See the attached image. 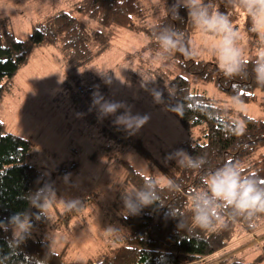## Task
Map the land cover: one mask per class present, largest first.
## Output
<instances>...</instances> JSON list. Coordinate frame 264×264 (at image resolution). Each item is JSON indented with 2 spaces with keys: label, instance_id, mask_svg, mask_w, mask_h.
Listing matches in <instances>:
<instances>
[{
  "label": "trees",
  "instance_id": "trees-1",
  "mask_svg": "<svg viewBox=\"0 0 264 264\" xmlns=\"http://www.w3.org/2000/svg\"><path fill=\"white\" fill-rule=\"evenodd\" d=\"M186 5L178 0H79L74 8L108 28L122 27L145 34L151 52L188 74L215 83L232 97L258 102L264 109V86L257 83L254 70L257 55L244 59L250 62L242 64L233 76L226 75L218 62L200 59L191 42L199 28ZM203 5L210 14L219 11L227 15L234 28L243 17L241 27L246 34L254 42L264 44L251 30V18L244 14L239 0H204ZM164 35H171L178 47L164 50ZM92 41L97 43L95 48ZM45 45L57 47L67 64L80 69L106 50L109 39L101 30L90 28L65 10L46 14L33 24L27 39H20L10 17L0 14V104L34 50ZM102 75L88 83L79 82L85 85L88 98L109 94L112 74ZM81 77L78 74L77 78ZM130 79L148 86L163 83L167 89L166 108L187 132L199 134L195 140L181 144V160L165 156L160 168L167 177L166 183L117 155L110 156L125 168L123 178L112 183L115 195L108 205L121 226L114 236L119 246L85 264H194L263 228L264 213H240L223 201L213 202L207 229L197 225L195 216L196 198L211 197L207 180L226 164L238 166L242 178L252 179L264 188V121L208 96L184 75L157 67L142 55ZM122 131L129 135L125 129ZM133 146L151 157L141 140ZM185 154L197 161V166H189ZM34 155L32 137L8 131L0 116V264H76L67 262L66 250L55 251L49 238L38 232L48 220L46 205L53 198V184L51 177L32 162ZM141 194L149 195L151 202L145 205ZM99 202L96 193L90 194L76 207L59 213L53 227L68 224L78 207H99ZM20 224L24 230L16 233L14 226ZM263 258L264 254L253 260L226 257L214 264H260Z\"/></svg>",
  "mask_w": 264,
  "mask_h": 264
},
{
  "label": "rangeland",
  "instance_id": "rangeland-1",
  "mask_svg": "<svg viewBox=\"0 0 264 264\" xmlns=\"http://www.w3.org/2000/svg\"><path fill=\"white\" fill-rule=\"evenodd\" d=\"M78 1L0 0V14L10 17L20 39L28 38L35 22L58 10L68 11L90 28L101 30L109 39L106 50L80 69H73L67 64L57 47H37L29 63L16 74L11 91L5 93L0 104V116L8 131L32 137L35 143L32 162L52 179L53 198L46 205L48 220L38 232H43L49 238L55 251L66 250L67 262L85 264L91 258L110 254L114 247L119 246L114 236L119 233L121 226L108 205L115 195L112 183L123 178L125 168L115 157L110 159V156L117 155L139 171L155 174L161 182L166 183L167 177L160 168L165 156L181 160L184 157L181 144L195 140L199 134L196 131L193 135L187 132L166 108L167 89L163 83L148 86L130 79L131 72L139 64L140 55L153 60L157 67H167L176 74L184 75L199 91L223 101L237 111L264 121V109L258 102L232 97L215 83L188 74L151 52L147 48L149 38L145 34L122 27L108 28L88 15L77 12L74 5ZM178 1L188 3V0ZM242 23L243 17L235 28L236 44L243 59L253 58L258 52L264 51V44L254 42L241 27ZM214 39L218 37L200 29L192 36V45L200 59L218 62L212 47ZM96 45L92 41V47ZM104 72H111L112 78L109 94L103 96L101 103L108 101L123 105L114 114L106 115V118L99 109L100 105L98 108L93 99L87 97V89L83 84L95 77H103ZM78 74L83 78H77ZM79 85L84 90L77 95L80 92ZM155 92L161 93L160 102L156 101ZM93 106L97 108L94 115L90 114ZM126 112L132 116L148 115L150 119L139 130L134 127L126 129L123 124L115 126L117 117ZM113 117L114 123H111ZM124 129L129 135H124ZM138 139L151 157L135 149L133 145ZM66 175L67 180L64 179ZM92 193L99 196V207H78L68 224L53 227L60 217L59 213L76 207ZM23 230L21 224L14 226L16 233ZM254 233H249L246 239L250 246L254 244L251 247L252 256L243 257L242 241L237 240L221 249L222 254L218 257L208 256L194 264H212L225 257L253 260L264 254L263 248L256 244L263 242L264 233ZM225 249L227 252H223ZM260 264H264V258Z\"/></svg>",
  "mask_w": 264,
  "mask_h": 264
},
{
  "label": "clouds",
  "instance_id": "clouds-1",
  "mask_svg": "<svg viewBox=\"0 0 264 264\" xmlns=\"http://www.w3.org/2000/svg\"><path fill=\"white\" fill-rule=\"evenodd\" d=\"M239 3L244 14L251 18V30L257 33L261 40H264V0H239ZM186 7L189 9L193 22L201 31L218 37L214 39L212 45L218 60V67L228 76L238 74L242 64L250 61L242 58L241 51L236 44L237 30L228 16L219 11L210 14L208 8L203 5V0H188ZM161 47L166 51L176 49L178 42L171 35H164L161 37ZM254 70L257 83L264 86V51L258 52ZM154 95L156 101L160 102L161 93L155 92ZM101 100L103 97L94 94L93 103L100 105V111L104 115L114 114L118 108L123 106L116 102L101 103ZM149 119L148 115L132 116L126 112L118 116L115 123L123 124L126 129L134 127L139 130ZM185 159L189 161V166H197V161H193L186 154ZM67 178L66 175L64 179L67 180ZM207 184L211 197L201 195L196 198L198 203L195 222L202 229H207L211 224V208L214 201H223L240 213H264V188L258 187L252 179L242 178L238 166L226 164L211 175ZM141 200L145 205L151 202L147 194H141Z\"/></svg>",
  "mask_w": 264,
  "mask_h": 264
},
{
  "label": "crops",
  "instance_id": "crops-1",
  "mask_svg": "<svg viewBox=\"0 0 264 264\" xmlns=\"http://www.w3.org/2000/svg\"><path fill=\"white\" fill-rule=\"evenodd\" d=\"M256 233H258V234H263L264 233V227L263 228H261V229H259L258 231H255V233L254 234H256ZM263 238H264V235L262 236ZM248 238V235H246L245 237H244V239L242 238V239H240L239 241H242V247H241V251L243 250L244 251V258H247V257H250V256H252L251 255V247L254 245H252V246H250V244H247V239ZM251 238V237H250ZM246 240V241H245ZM253 241H255V239L253 240ZM253 241H250V243H252ZM237 242V241H236ZM260 242V241H259ZM256 243L257 245L259 244L262 248H263V244L262 243H264V240H263V242L262 243ZM232 244H234V243H232ZM230 246H231V244H230ZM223 252H227L226 251V249L223 251ZM222 253H220V251L219 252H217V253H215V254H213V255H211V256H209V257H213V258H216V257H218L219 255H221ZM230 256H231V254H230ZM209 257H207V258H209ZM236 257V256H235ZM226 258V257H225ZM237 258V257H236ZM243 258V259H244ZM220 260V259H219ZM214 263H217L216 261L214 262ZM214 263H212V264H214Z\"/></svg>",
  "mask_w": 264,
  "mask_h": 264
},
{
  "label": "built area",
  "instance_id": "built-area-1",
  "mask_svg": "<svg viewBox=\"0 0 264 264\" xmlns=\"http://www.w3.org/2000/svg\"><path fill=\"white\" fill-rule=\"evenodd\" d=\"M79 88H80V92L76 93L77 95L82 94V93H83V90H84L83 87L80 86V85H79ZM95 110H96V109H95V107L93 106L92 109L90 110V114H93ZM93 115H94V114H93Z\"/></svg>",
  "mask_w": 264,
  "mask_h": 264
}]
</instances>
